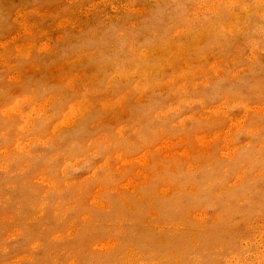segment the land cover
<instances>
[{"label":"rangeland","instance_id":"obj_1","mask_svg":"<svg viewBox=\"0 0 264 264\" xmlns=\"http://www.w3.org/2000/svg\"><path fill=\"white\" fill-rule=\"evenodd\" d=\"M201 1L193 0L178 10L177 22L168 29L172 38L162 41L155 54L158 69L151 75L131 72L125 85L140 93L141 100L150 96L156 107L168 111L186 98L205 95L212 106L208 114L215 122L205 125L203 132L195 135L196 125L189 123L180 137L164 130L141 139L136 130L139 124L128 120L127 96L101 93L97 102L94 91H83L80 99L65 106L63 97L53 99L50 87L45 86L36 90L21 124L12 126L7 137H0V241L10 242V237L20 233L14 242L20 256L30 257L31 264H86L93 236L97 247L106 246L101 229L110 218L105 211L108 202L137 191L151 179L148 169L153 152L173 167L161 173L159 197L151 202L146 199L145 220L171 225L165 234L175 233L179 250L188 253L185 259L200 251L199 241L243 233L247 224L259 222L258 194L264 188V179L257 175L261 150L243 127L251 105L229 99L228 92L232 75L239 73L254 86V91L245 88V94L259 105L258 93L264 90V41L252 29L260 20L253 16L245 26L237 14L239 8L227 6L232 0H207L210 7ZM156 8L153 0H0V42L14 40L21 46L34 43L49 49L68 28L77 33L109 20L135 17L139 21ZM80 60L83 57L76 62ZM66 67L53 69L56 83L63 81L77 90L81 82L91 87L95 78L89 79L90 70L69 73ZM205 82L209 87H203ZM28 99L18 96L15 105L7 107L23 105ZM94 103H102L109 112L106 130L87 127L92 117L85 113ZM115 128L128 140L135 139L133 155L102 146L109 139L105 131ZM110 156L114 159L109 160ZM105 160L110 167L100 170ZM175 163L183 167L176 169ZM185 169H198L197 188L190 193H184L180 183L189 179L183 175ZM246 194L256 203L240 205ZM177 202L178 212L169 207ZM36 242L40 246L32 250ZM220 258L226 264V254Z\"/></svg>","mask_w":264,"mask_h":264},{"label":"clouds","instance_id":"obj_2","mask_svg":"<svg viewBox=\"0 0 264 264\" xmlns=\"http://www.w3.org/2000/svg\"><path fill=\"white\" fill-rule=\"evenodd\" d=\"M153 2L157 8L139 21L135 17L126 18L123 22L109 20L77 33H72L71 28H68L64 31L63 38L54 41L49 49H41L34 43L21 46L14 40L0 42V137H7L12 126L21 124L25 108L35 96L36 90L45 86L50 87L53 99L63 97L65 106L80 99L83 91H94L96 95L93 99L97 102L101 93L127 96L130 112L128 120L139 124L136 130L140 133V138L145 140L149 133L164 130L170 135L180 137L187 132L189 123L196 125L194 134L198 135L205 130V125L214 123L208 114L212 106L207 103V97L203 94L186 98L183 103L168 111L156 107L150 96L141 100L140 93L125 85L131 72L139 71L141 74L151 75L158 69L160 62L155 54L161 42L172 38L168 29L177 22L175 15H180L178 10L191 4L193 0H184V3L179 0ZM227 6L239 8L237 14L243 18L245 26L253 16H258L260 22L252 31L259 33L261 41H264V0H232ZM77 57H83V60L77 63ZM62 64L67 65L66 71L69 73L90 70L89 79L95 78L91 87L81 82V87L77 90L66 82L56 83L53 69ZM117 72L123 75L117 76ZM231 80L228 98L239 101L245 107L251 105L250 114L245 117L248 123L243 127L252 137V141L259 144L262 166L257 175L264 179V90L258 93L260 101L256 106L252 96L244 91L245 88L254 91V86L244 81L239 73H234ZM203 87H209L208 83L205 82ZM219 94L218 90L217 95ZM18 96L29 99L25 104L9 109L7 106L15 105ZM196 106H199L198 110ZM85 116L92 117L88 121L89 129L103 131L108 128L105 121L109 112L102 103H94ZM164 125L167 126L166 129ZM105 135L109 139L102 146L112 149L113 153L131 156L137 150L135 139L128 140L118 128L105 131ZM95 154L98 153L92 155ZM112 159L114 156L109 157V160ZM151 159L152 164L148 169L151 179L137 191L109 200L105 211L110 213V218L101 229L105 233L103 238L108 243L102 248L97 247V239L93 236L87 245L91 258L86 264H225L220 258L225 254L226 264H264V188L258 194V223L253 220L244 227L243 233L236 231L229 235H218L214 242L207 239L199 241L198 246L202 245L200 251L195 252L191 259H185L188 253L179 250L175 233L165 234V228H170L171 225L145 220L149 206L145 203L146 199L151 202L159 197V188L164 179L161 173L173 167V164L164 162L156 152L151 154ZM109 160L104 161L100 170L110 167ZM217 162L219 163V158ZM174 166L176 169L183 167L178 163ZM195 171L198 169L184 170L183 175L189 177L186 182H180L184 193H190L197 188ZM169 183L174 184L176 181L170 180ZM163 199L170 201L171 197ZM255 203L252 196L247 194L239 201L240 205L247 206ZM169 207L177 212L180 210L179 202L170 204ZM19 235L21 234L17 233L10 237V242L0 241V264H31L30 257L20 256L21 250L14 242ZM39 246L36 242L31 248L35 250ZM71 264L79 262L72 261Z\"/></svg>","mask_w":264,"mask_h":264},{"label":"bare ground","instance_id":"obj_3","mask_svg":"<svg viewBox=\"0 0 264 264\" xmlns=\"http://www.w3.org/2000/svg\"><path fill=\"white\" fill-rule=\"evenodd\" d=\"M200 1H201V0H200ZM210 1H211V0H210ZM210 1H209V3L212 5V3H211L212 1H211V2H210ZM214 1H215V0H214ZM220 1H221V0H220ZM222 1H223V0H222ZM201 2H202V1H201ZM231 2H232V1H231ZM209 3L207 4V0H206V4H207L206 6L210 7ZM213 4H214V3H213ZM226 4H227V2H226ZM226 4H225V5H226ZM212 6H213V5H212ZM212 8H213V7H212ZM212 8H209V9L212 10ZM214 8L216 9V6H215ZM214 8H213V11H215ZM219 8H220V7H219ZM211 10H210V11H211ZM231 10H232V9H231ZM235 12H236V11H235ZM228 14H229V13H228ZM234 14H235V13H234ZM233 16H234V15H233ZM222 23H223V22H222ZM219 28H220V27H219ZM220 29H221V28H220ZM237 29H238V28H237ZM221 30H222V29H221ZM183 102H184V101H183ZM176 104H177V103H176ZM225 115H227V114H225ZM233 122H234V121H233ZM227 132H228V131H227ZM184 152H185V151H184ZM182 153H183V152H182ZM180 154H181V153H180ZM183 155H184V154H183ZM185 156H187V155L185 154ZM191 167H192V166H191ZM209 168H210V167H209ZM241 171H242V170H241ZM239 179H240V177H239ZM241 181H242V180H241ZM236 182H237V181H236ZM237 183H238V182H237ZM239 183H240V182H239ZM240 184H241V183H240ZM240 187H241V186H240ZM226 189H227V188H226ZM226 189H225V190H226ZM232 189H233V188H232ZM223 191H224V190H223ZM205 194H206V193H205ZM235 197H236V196H235ZM196 198H197V197H196ZM219 214H220V213H219Z\"/></svg>","mask_w":264,"mask_h":264}]
</instances>
